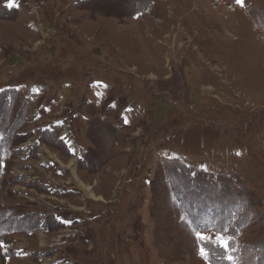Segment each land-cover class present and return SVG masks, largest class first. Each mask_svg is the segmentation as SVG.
I'll use <instances>...</instances> for the list:
<instances>
[{
  "label": "rangeland",
  "instance_id": "rangeland-1",
  "mask_svg": "<svg viewBox=\"0 0 264 264\" xmlns=\"http://www.w3.org/2000/svg\"><path fill=\"white\" fill-rule=\"evenodd\" d=\"M0 264H264V0H0Z\"/></svg>",
  "mask_w": 264,
  "mask_h": 264
},
{
  "label": "snow or ice",
  "instance_id": "snow-or-ice-1",
  "mask_svg": "<svg viewBox=\"0 0 264 264\" xmlns=\"http://www.w3.org/2000/svg\"><path fill=\"white\" fill-rule=\"evenodd\" d=\"M237 3H243V0H237ZM197 235L201 238V239H206L207 237H205V235L203 233L198 232ZM218 243L220 245V247L224 250L225 253H227L229 251L230 248V237L225 239V238H219L218 239ZM201 251L203 252L204 249L202 248ZM226 259H228L229 261H231L233 259V257L231 255H227L225 257Z\"/></svg>",
  "mask_w": 264,
  "mask_h": 264
}]
</instances>
